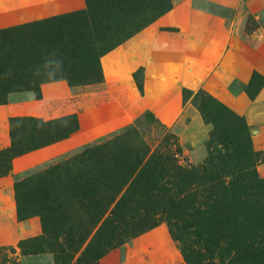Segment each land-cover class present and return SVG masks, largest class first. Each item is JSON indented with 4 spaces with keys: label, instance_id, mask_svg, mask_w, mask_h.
I'll list each match as a JSON object with an SVG mask.
<instances>
[{
    "label": "trees",
    "instance_id": "1",
    "mask_svg": "<svg viewBox=\"0 0 264 264\" xmlns=\"http://www.w3.org/2000/svg\"><path fill=\"white\" fill-rule=\"evenodd\" d=\"M171 9L170 0H86L82 10L1 28L0 105L17 92L41 98L46 83L102 82L101 58ZM263 87L264 77L255 71L244 90L255 99ZM193 102L212 126L208 156L199 166H183L161 147L151 152L139 139L128 142L138 136L133 128L25 177L16 175L18 216L24 221L40 215L43 229L42 236L20 242L23 253L48 251L54 264H97L163 222L172 234L184 222L199 230L209 254L222 250L220 264H226L224 256L231 264H264V177L256 169L260 153L246 119L206 92ZM10 123L0 176L10 172L13 159L80 129L74 114L53 120L13 116ZM191 254L185 253L187 263Z\"/></svg>",
    "mask_w": 264,
    "mask_h": 264
},
{
    "label": "rangeland",
    "instance_id": "2",
    "mask_svg": "<svg viewBox=\"0 0 264 264\" xmlns=\"http://www.w3.org/2000/svg\"><path fill=\"white\" fill-rule=\"evenodd\" d=\"M29 2L33 3L36 0H19L18 3L19 5H27ZM170 2L172 9L144 30L153 29L155 31L156 28L173 30L174 28L164 23V18L167 20V16L175 8L176 3L180 2V6L185 8L187 14H194L193 11L203 13L209 11L211 14L221 18L222 24L226 26L225 37L228 38L230 36L233 43H235V40L243 38L245 42L255 46V49H258L261 44L264 46V36H261V33L264 34V0H170ZM5 8H8V6L2 5L0 10ZM246 52L247 54H253L250 47H246ZM103 58L104 56L101 58V65L103 64ZM102 69L103 80L99 83L72 87L70 90L63 84H61L63 86L59 85L55 89L52 88L54 86L46 83L49 86L47 88V86H43L45 84L42 85V87H45V94L42 90L44 88H42L41 98H37L33 92H17L13 94L12 100L10 101L9 99L8 103L9 106L13 107V115L11 117L34 116L43 120H53L74 114L79 119L80 129L67 139L49 145L47 148L43 147L45 149L40 154L28 155L27 160L32 165L20 166L23 159H26L21 158L29 153L13 159L10 172L0 176V178L11 177L9 181L14 186L16 175L20 174V178L25 177L29 173L37 172L52 163H57L59 160L78 153L85 146H94L119 135L123 136L127 129L133 128L135 129L134 131H137L138 136L136 138H127L130 143L139 139L142 142L141 144L151 149V152L160 147L163 151L169 150L176 154L178 162L183 166H199L204 163L208 156L207 143L212 126L207 124L203 117L202 121L199 118L197 122L192 124V109L195 107L198 110L192 96L198 95L199 92H206L217 101L228 106L223 101L224 99L222 100L217 93H212L203 87L197 91L185 88L182 96L185 103L192 102V109L188 105L190 106L189 111L184 110L177 120L175 119L172 124H168V122L161 119L160 114L157 115L152 111L149 112L154 117L148 119L146 116L147 111H143L140 108L141 103H137V98L135 100L132 99V91H128L129 88L126 85H122L116 76L112 78L109 76V80H106L103 66ZM135 72H137L136 76H134ZM135 72L132 74L134 87L139 93L143 94L146 70L141 67ZM256 72L264 77L263 72ZM251 79L252 76L248 82H245L242 79L235 78L227 87L228 96L229 94L234 97L245 95L247 99L255 101L257 97L252 99L244 90ZM139 84L143 86V91L139 90ZM229 108L245 117L250 129L253 148L260 153L256 169L259 175L264 177V121L256 120L259 119L257 117L253 119L246 113V109V112L242 113L231 107ZM10 118L9 131L11 128ZM166 138L169 143L166 142ZM200 197L203 198V194H200ZM13 201L16 210L15 216L6 223L0 222V264H54L53 254L48 251L37 254L23 253L20 246L22 240L34 239L43 235L42 220L40 215H33L24 221L20 220L15 190ZM1 203L4 217L8 214L11 202L4 195ZM184 224L182 222L173 226L172 231L175 234H172L170 225L167 222H163L151 231L141 234L127 241L122 246L113 249L101 258L97 264H220L222 250L217 249L215 256L209 254L205 248L207 246L206 240L199 230L189 225L184 226ZM160 231L165 238L154 239L150 236L152 233H160ZM185 253H192L190 258L193 261L191 260L190 263H187ZM224 259L226 264H231L230 259L226 256L223 257ZM75 263L74 260L72 264Z\"/></svg>",
    "mask_w": 264,
    "mask_h": 264
},
{
    "label": "crops",
    "instance_id": "3",
    "mask_svg": "<svg viewBox=\"0 0 264 264\" xmlns=\"http://www.w3.org/2000/svg\"><path fill=\"white\" fill-rule=\"evenodd\" d=\"M18 2L19 0H0V7L8 6L0 10V29L86 7V0H36L27 5H19ZM179 3L169 13L168 19L164 18V23L174 28L173 30H144L104 56L102 66L106 80H109V76H116L122 85L129 88L128 91H132V99L137 98V103H141V110L160 114L161 119L168 124L177 120L184 110L189 111L190 106L192 109L191 101L184 102V89L197 91L202 87L217 93L234 110L243 113L246 109L245 112L253 119L257 117L259 119L256 120L264 121V88L255 101L247 99L245 95L234 97L227 94V87L235 78L248 82L254 71L264 73L263 44L255 49V46L248 44L243 38L233 43L230 36L225 37L226 26L222 24L221 18L209 11L187 14ZM261 36L264 34L261 33ZM246 47H250L253 54H247ZM141 67L146 70L143 94L134 87L132 77L133 72ZM49 84L55 89L59 85L72 89L65 81ZM43 86L48 88L49 85ZM42 88L45 94V87ZM12 98L13 94L10 101ZM193 109L192 124L199 118L202 121L200 112L195 107ZM12 111L13 107L9 104L0 105V150L11 145L9 118L13 115ZM43 149L45 148L22 157L21 159H26L19 162L20 166L32 165L27 156L40 154ZM10 178H0V222L5 223L16 214L13 203L14 186L10 183ZM4 195L10 200L11 206L8 214L3 217L1 202ZM161 234L160 231L150 236L154 239L165 238Z\"/></svg>",
    "mask_w": 264,
    "mask_h": 264
}]
</instances>
